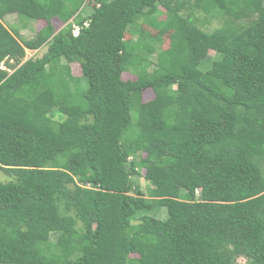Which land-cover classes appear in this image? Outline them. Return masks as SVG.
<instances>
[{
	"label": "trees",
	"instance_id": "1",
	"mask_svg": "<svg viewBox=\"0 0 264 264\" xmlns=\"http://www.w3.org/2000/svg\"><path fill=\"white\" fill-rule=\"evenodd\" d=\"M0 173V264H264V0H0Z\"/></svg>",
	"mask_w": 264,
	"mask_h": 264
},
{
	"label": "rangeland",
	"instance_id": "2",
	"mask_svg": "<svg viewBox=\"0 0 264 264\" xmlns=\"http://www.w3.org/2000/svg\"><path fill=\"white\" fill-rule=\"evenodd\" d=\"M203 15V13H202ZM17 21H18V18L17 16L12 13V14H7L5 16V18L3 19V22L6 26H9L10 24H17ZM55 21V24L56 22L58 23V21L54 20ZM45 22L44 21H38V22H30L28 24V26L26 28H22L20 29V33L23 37L25 38H30L32 36H34V31L37 30L38 28H40L42 25H44ZM60 25V26H59ZM57 28H60L61 26H63V24H56ZM218 26V22L217 21H213L211 23V25L208 26V29L209 30H212L213 28L217 27ZM152 33H154V30L151 31ZM168 42V36H164V41L163 43L166 45ZM45 47L43 46L42 48L40 49H37V50H30V49H26L25 50V57L24 59H27L29 57H39L42 55V53L45 51ZM209 54L210 55H213V52L212 51H209ZM3 66V65H2ZM72 71H73V74L74 75H80V67L77 63H73L72 65ZM5 66H3L4 68ZM153 96V93L150 91V90H146L144 92V95H143V99L144 100H147L149 98H151ZM0 179L2 180H6V176L3 174V173H0ZM137 181L139 183V185L141 186L142 189H145L146 185H147V182L144 180L143 176H140L137 178ZM151 213H154V211H151ZM167 216L166 214V210L165 209H162L160 214L157 215L158 218H165ZM51 241L55 242L56 241V235H52L50 237ZM238 260L240 262H242L244 260V258L242 257H239Z\"/></svg>",
	"mask_w": 264,
	"mask_h": 264
},
{
	"label": "clouds",
	"instance_id": "3",
	"mask_svg": "<svg viewBox=\"0 0 264 264\" xmlns=\"http://www.w3.org/2000/svg\"><path fill=\"white\" fill-rule=\"evenodd\" d=\"M78 33V27H74V35H76ZM3 68V66H1Z\"/></svg>",
	"mask_w": 264,
	"mask_h": 264
}]
</instances>
